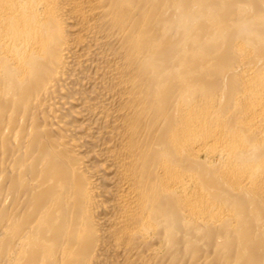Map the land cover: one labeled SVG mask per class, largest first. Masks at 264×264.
Here are the masks:
<instances>
[{
  "label": "bare ground",
  "instance_id": "obj_1",
  "mask_svg": "<svg viewBox=\"0 0 264 264\" xmlns=\"http://www.w3.org/2000/svg\"><path fill=\"white\" fill-rule=\"evenodd\" d=\"M0 264H264V0H0Z\"/></svg>",
  "mask_w": 264,
  "mask_h": 264
}]
</instances>
